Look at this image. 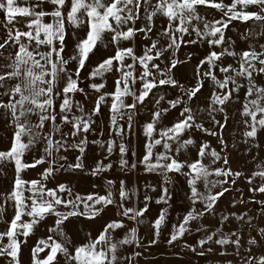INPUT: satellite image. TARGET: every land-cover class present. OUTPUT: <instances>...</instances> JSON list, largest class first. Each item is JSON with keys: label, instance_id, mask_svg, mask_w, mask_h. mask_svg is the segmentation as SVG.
<instances>
[{"label": "snow or ice", "instance_id": "1", "mask_svg": "<svg viewBox=\"0 0 264 264\" xmlns=\"http://www.w3.org/2000/svg\"><path fill=\"white\" fill-rule=\"evenodd\" d=\"M46 4L50 10L43 7ZM202 9H214L220 16L210 17ZM0 16V124L7 133L0 139L6 145L0 147V174L6 176L10 170L12 174L10 188L0 191V222L7 225L0 231V259L21 264L23 246L49 218L47 235L31 249V264H61V260L63 264H121L122 247H144L137 228H128L125 220L143 224L151 196L144 195L142 208L129 207L136 190H128L123 180L118 196L113 194V180L106 181V195L81 194L70 183L57 182L54 187L48 183L58 173L98 177L110 170L113 165L103 160L92 167L84 162L88 134L96 130L97 117L107 108L110 129L123 136L134 133V118L151 104L149 120L141 126L145 144L140 164L146 172L164 178L156 203L169 205L168 185L174 183L170 174L184 177L189 189L185 195L190 206L171 225L167 244L199 233L194 245L184 242L198 256L212 253V245L220 246V255H228L226 246H231L237 255L241 249L248 253L241 264H264V254H251L252 246L264 241V227L257 229L260 240L249 235L245 241L244 229L253 227L254 218L247 212L218 208L220 199L244 175L233 171L226 151V106L241 103L240 115L247 118L243 142L252 141L249 151L259 147L258 133L264 131V84L258 82L264 78V0H0ZM234 21L249 25L238 38L247 44L245 49L237 50L236 40L226 35ZM138 37L146 41L139 51ZM204 45L207 51L193 69L194 83H181L175 70L191 63L193 56L189 53L181 60V48ZM226 58L232 63L225 65ZM109 75L112 91L106 88ZM206 81L211 88L207 108L194 110L193 102L199 100ZM169 89L178 94L169 99ZM85 101H91L90 109ZM177 109L176 118L165 124L167 115ZM202 111H207L212 128L198 120ZM217 114H223V121L216 119ZM197 132L215 137L220 150L196 139ZM91 143L106 148L108 156L115 146L114 140ZM70 150L78 153L72 161L62 154ZM118 150L119 167L127 170L128 148L123 141ZM27 153L33 154L31 161L25 158ZM44 164L48 166L39 179L23 178V172ZM256 168L246 177L253 197L264 194V164ZM257 178L260 182L252 187ZM237 203H258L264 214V200L245 201L241 196L231 207ZM109 207L115 209L116 218L106 221L96 236L89 232L77 242L69 233L73 220L102 218ZM9 208L13 214L5 221ZM167 216L168 208H163L151 222L154 238L149 245L156 244L168 226ZM206 217L217 220L214 230L203 223ZM233 222L238 224L236 230L225 232ZM118 230L122 238L116 237ZM124 264H132V258H124Z\"/></svg>", "mask_w": 264, "mask_h": 264}, {"label": "crops", "instance_id": "2", "mask_svg": "<svg viewBox=\"0 0 264 264\" xmlns=\"http://www.w3.org/2000/svg\"><path fill=\"white\" fill-rule=\"evenodd\" d=\"M179 110H176L175 114L178 115ZM171 116V118H170ZM175 116V118H176ZM149 120V109L142 108L140 109L139 114L134 118L133 124H134V151L132 152V158L134 161H136V168H132L131 172L124 171V174H129L131 177L134 176V182L126 183V187L128 190L135 189L136 193L131 196V200L128 203L129 207H143V197L144 195H148L152 197V200L149 204V210L147 213H145L144 217V223L143 224H136L135 222L125 220V224L128 228H137L138 236L141 238V241L144 245V247H135L132 246H124L120 249V251L123 254V257L121 259V264H124V258L131 257L132 258V264H228L229 261H231V264H241V259L243 256L248 255L243 249H241V252L239 255L235 254L233 252V249L231 246H226L228 255H220L221 248L218 245H212L214 248V251L212 253L206 254L205 256H198L195 253L189 251L187 248L184 247V242L186 241L188 244L194 245L196 243V240L199 233L194 234H186L182 240L175 242L173 245L169 246L167 244V240L169 238V232L171 229L172 224H177L178 219L182 217V215L188 210L190 206V202L186 199V193L189 191L186 180L184 177L175 175L178 178L173 184L168 185L172 198L169 202V205L164 204H157L156 199L159 197L160 194V188L163 183H157V182H149L154 181L156 179H159L158 176H161L157 173H149L146 172L144 169V166L140 164V160L142 159L144 155V144H145V137L142 132V124ZM171 120L173 121L174 118L172 116V112L170 115L168 114L167 117L164 120V123H171ZM196 139L200 140L203 139L200 136H196ZM208 137H205L207 139ZM212 144L218 151H219V143L217 141H213ZM157 151H162V149L157 146ZM181 159L184 158L183 155L180 156ZM193 158H195V152L193 150ZM44 165H41V171L43 170ZM174 175V174H173ZM151 187H148V186ZM49 187V185H48ZM154 187L156 191H152L151 188ZM10 188V185L6 187L5 185L2 187L0 186V191H6ZM118 184H114L113 186V194L114 196H118ZM82 189V190H81ZM74 191L79 192L81 194H87V193H99L100 195H106V184H98L96 187L90 186L87 189L84 187H79V189H75ZM241 198V191L240 190H234L230 191L227 194H225L224 197H222L219 201L218 208L220 210H229L232 212H236L237 214L240 213L242 204L237 203L236 207H231V202L236 199L239 200ZM197 208L200 207L199 204L196 205ZM163 208H168V216H167V227H164L161 235L158 238V242L153 245H149V241L154 238V229L151 226V222L158 216L159 212ZM253 215V228L255 227V230L259 227H263L264 224V216L260 215L261 213L256 214L257 212H252ZM12 216V209L9 208L7 212L5 213L4 220L7 221ZM115 209L112 207H109L104 213L102 218H98L96 220H73L70 229H68L69 233L73 236V238L77 242H81L85 236L89 232L92 233V236H96L98 231L101 230L104 223L110 219H115ZM203 223L208 225L210 230H214L217 227V220L212 217H206L203 220ZM52 219L49 218L45 222H43L39 228L36 229V232L34 235H32L28 241L27 244L24 245V253H25V263L24 264H31V249L34 246L35 242L38 238L44 237L47 235V227L51 226ZM6 224L3 222H0V231H3L6 228ZM238 224L237 222L231 223V225H226L224 228L225 232H230L233 230H236ZM116 237L122 238L123 233L121 231H117L115 233ZM257 240H260V236L257 234V231L255 232V235ZM249 238L248 235V228L244 229V240L246 241ZM5 242H7L5 240ZM245 247L247 245L245 244ZM135 252H140L142 255L140 256H134ZM252 255L259 256L261 254H264V241H261V243L258 246H252ZM0 264H7V261L0 259ZM61 264H63V261L61 260ZM253 264H255V261H253Z\"/></svg>", "mask_w": 264, "mask_h": 264}, {"label": "rangeland", "instance_id": "3", "mask_svg": "<svg viewBox=\"0 0 264 264\" xmlns=\"http://www.w3.org/2000/svg\"><path fill=\"white\" fill-rule=\"evenodd\" d=\"M225 3H230L231 0H224ZM46 9L50 10L51 5H43ZM203 12H206L210 17L215 16L216 18H219L220 13L216 12L214 9H202ZM0 19H2V16H0ZM46 20H50V18L46 17ZM157 26L160 24V20L157 19L156 21ZM250 23V22H249ZM137 26H140V22L137 23ZM249 25H245L240 23L239 21H234L230 27L229 30L227 31L226 35L228 36L229 39L231 40H236L237 42V50L240 49H245L247 48V44L241 40L238 39L241 34L247 29ZM155 38V36H154ZM187 38V37H186ZM146 41L142 40L141 38H137L136 45H137V51H139L144 45ZM219 51V49H216ZM207 51V46H190V47H182L180 52L178 53L179 58L181 60L185 59V56L189 53H192V61L191 63L180 65L178 69L175 70V76L178 80L181 81V83L185 84H191L194 83L192 80V75H193V69L197 61L205 55ZM232 63L231 58H226L224 60V64ZM258 82L261 84H264V78H258ZM87 81H85L86 85ZM112 85H113V78L111 75H109L106 83V88L108 91H112ZM211 93V88L209 86V83L206 81L204 88L202 89V95L200 96L198 101L193 102V108L194 110L197 109H205L207 108V97L210 96ZM178 94L177 90H168V98L171 99L175 97ZM244 96V91L241 90L240 97L241 101L243 100ZM78 99H83L82 97L78 96ZM128 102H131L130 99ZM86 107L90 109L92 107L91 101H85ZM241 103H229L226 108H227V125L223 129V137L225 141L228 144V148L226 151L229 153V160L231 164V168L233 171H243L244 175L236 179L235 185L232 186V191L234 190H240L241 191V196L245 201H248L250 199H255L256 201L259 200H264V194H259L256 193L255 196L253 197V193L249 191L250 185L247 183L246 177L250 176L253 171H256V165L257 164H264V131H261L258 133V143L259 147H252L251 151H249V146L252 144V141H249V144H245L244 141V132L246 131L245 125H244V120L247 119L246 117H242L240 115V110H241ZM152 105L148 104L145 108L146 109H151ZM179 110V109H177ZM104 114L100 117H97V123H96V130L88 134V140L89 144L87 147V152L85 155V164L88 167L94 166V164L97 161L103 160L104 164L111 163L113 167L106 171L103 172L100 176L98 177H92L90 175H86L84 173H76L72 174L69 172H64V173H58L56 175V179L54 181H51L48 183L49 187H54V185L57 182H65V183H70L71 185L74 186L75 189H79V187H84L87 189L90 186L93 185H98V184H106L107 180H113L115 181V184L119 185V182L121 180L125 181V183H130L134 182V176L131 177L129 174H124V171H129L131 172L132 168L130 165L132 163H135L136 161L133 160L132 158V152L134 151V133L129 134L128 132H125L123 136H116L113 131L110 129V123H109V117H108V111L107 108H104ZM172 116L175 119V113L176 110L171 111ZM170 112V113H171ZM169 113V115H170ZM171 118V116H170ZM198 120L203 122L205 124V127L212 128L213 125L210 122V119L208 117L207 111H202L198 113ZM223 114H217L216 119L223 121ZM172 119V118H171ZM172 122V120H171ZM120 123H124V121H120ZM168 124V123H165ZM63 130L65 132L68 131V127L64 126ZM7 133L4 132L3 125L0 124V139H3ZM196 136H200V133H195ZM204 137V138H203ZM202 138L205 139V137H208V142L211 144V146H214L212 144L213 141H217L215 137H210V136H203ZM93 140H100L103 142H106L108 140H114L115 141V146L113 148V152L110 156H108L106 148L102 149L98 145H95L91 143ZM124 142L128 148V153L126 155V159L129 161V168L127 170H121L119 167V150L118 146L121 142ZM233 145L235 147H233ZM6 145L0 144V147H4ZM220 145H219V150H220ZM64 155L68 156V160L72 161L75 156L78 154L75 151H68L67 153H62ZM32 153H27L26 154V159L28 161L32 160ZM36 156L40 155L39 151L35 152ZM105 156H107V159H105ZM253 157H255V161L253 160ZM48 165L44 164V168H46ZM41 165L37 166L36 168L33 169H28L25 172L22 173V176L25 180H32V179H39V174L41 173ZM173 175V174H170ZM159 179H156L154 181H149V182H157V183H163V176H158ZM178 177L173 175L174 182L176 181ZM12 181V174L11 170L9 171L8 175H2L0 174V186H6L11 185ZM259 178L254 181L252 187H255L259 183ZM82 190V189H81ZM227 194V193H226ZM261 206L258 203H246L242 204L240 213L247 212L249 216H252L254 211H256L259 215L261 213L260 211ZM13 214V213H12ZM263 215L264 214H260ZM264 222V221H263ZM72 225V222L70 223ZM71 225H68L71 227ZM264 227V224H263ZM255 227L253 228H248V235L253 236L255 235ZM25 253H24V246L22 248V253H21V264H24L25 261Z\"/></svg>", "mask_w": 264, "mask_h": 264}]
</instances>
